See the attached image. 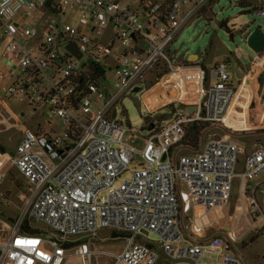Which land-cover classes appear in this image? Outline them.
<instances>
[{
	"label": "built area",
	"instance_id": "2783aa9c",
	"mask_svg": "<svg viewBox=\"0 0 264 264\" xmlns=\"http://www.w3.org/2000/svg\"><path fill=\"white\" fill-rule=\"evenodd\" d=\"M216 1L134 0L129 6L120 0H0L2 78L10 81L7 87L1 81L0 104L9 109L6 100H19L34 115L44 108L50 126L54 118L62 124L60 133L21 124L12 162L27 190L13 226L0 211V264H69L73 256L87 263L97 253L89 240L104 231L125 236L114 264H202V256L213 251L221 253L220 264H246L238 250L249 242L251 212L259 206L256 179L264 174V144L247 154L238 172L244 149L237 142L212 138L194 151L188 138L200 124L210 126L204 137L216 126L233 133L253 129L255 91L243 99L245 106L237 101L247 85L252 88L254 74H244L235 87L227 63H180L171 51ZM251 1L248 12L264 18V0ZM72 10L80 13L79 27L60 22ZM71 45L81 59L68 50ZM107 71L114 72L112 89ZM147 87L142 96L149 116L168 108L172 117L154 116L139 130L118 121L117 105ZM154 89L158 94L151 99L158 106L151 108L146 95ZM189 106L196 110L188 112ZM145 128L143 146L136 147ZM4 166L0 161V184ZM236 179L243 201L226 240L201 241L229 219ZM7 202L0 192V205ZM26 220L50 232L24 233Z\"/></svg>",
	"mask_w": 264,
	"mask_h": 264
},
{
	"label": "rangeland",
	"instance_id": "374dc122",
	"mask_svg": "<svg viewBox=\"0 0 264 264\" xmlns=\"http://www.w3.org/2000/svg\"><path fill=\"white\" fill-rule=\"evenodd\" d=\"M123 4L133 6L134 0H120ZM240 0H217L213 6L212 13L205 17L196 20L194 23L188 25L178 37L177 41L171 46V51L176 53L177 62L183 63L187 61L196 63L198 61V55L201 62L207 68H214L219 63H227L231 68V78L235 87H238L239 80L242 78V74L235 76V72L238 65H242L251 71L252 90L257 92L255 101L258 102V107L255 104L251 110L252 121L255 122V127L245 133H233L225 131L220 126L211 128L208 134L203 137L204 143L212 138L228 137L230 140L237 142L243 149V153L240 156V163L238 172L243 171V162L247 154L252 151L256 146L264 144V123H260L257 119L260 117V113L264 114V101H261V95L264 92V57L260 59L258 55L252 51L247 43L249 35L256 29H261L264 32V18L257 16L255 13H249L250 9H242L239 6ZM80 13L78 10L67 11L66 15L60 18L62 24H70L76 27L80 26L79 22ZM228 22L227 27H222V23ZM111 29L105 31L103 41L107 42V34ZM116 48L123 52V48L120 43H117ZM195 56V58H193ZM113 64V63H112ZM248 73V72H247ZM4 63L0 58V82L6 83L5 87L10 85L8 79L4 80ZM108 85L112 89L114 87L115 76L113 71H107ZM262 78L263 82L260 85L258 79ZM147 88L141 93H134L132 96L126 97L121 103L117 105L118 121L124 125H130L134 129L144 125L150 120L146 118L150 115L148 108L146 107V100L142 96ZM252 90L249 85L245 87L240 93V99L237 104L244 105L243 99H249L252 95ZM155 92L158 94V89L152 90L146 95L153 108L158 104L153 102L151 95ZM0 98L5 99V92L3 90V84L0 83ZM195 97L189 98L192 102ZM6 104L9 109H6L0 104V160L5 162V166L2 170L4 179L0 184V192L7 196L9 202L7 204L0 205L1 212L6 220H9V226H13V220L20 214L23 202L21 197L26 194L27 181L18 171L14 163L16 152L15 147L18 142L21 126L34 127L37 124L42 125V129L47 133H60L62 130L61 121L58 118L53 119L52 126L48 123L51 122V118L48 116L46 109L40 108L34 115L33 109L26 103L19 100H6ZM184 104L179 103L177 108H182ZM245 106V105H244ZM176 110V109H175ZM170 109L162 108L152 116L159 120H167L172 117L173 113H169ZM15 117V119H10ZM257 120V121H256ZM10 121V122H9ZM19 122V123H18ZM13 124V125H12ZM22 124V125H21ZM238 124V123H237ZM238 124V129L248 128V123ZM54 126V127H53ZM148 134L146 129L142 133L138 132V139L134 143L136 147L143 146V139ZM180 153H188V151L181 150ZM256 182L260 183V187L257 189V201L258 208L253 209L252 219L250 224L253 229L250 234L249 242L238 250L239 255L245 261L246 264H264V174L260 175ZM240 179L234 181L231 203L229 207V219L222 224L221 229H211L208 231L206 237L201 241H207L215 236L227 238V227L229 222L234 218L236 209L243 201L240 194ZM7 192V193H6ZM10 194H9V193ZM4 217V218H5ZM183 216L184 225L188 226L189 217ZM7 226L9 230L10 227ZM33 228H38L42 231L50 232L49 228L41 222L33 221L31 223ZM114 232L104 231L98 234V236L89 240L93 248L96 250V255L90 259L89 262L83 263L79 258H74L69 264H114L116 256L120 254L124 248L125 242L123 240H117L114 238ZM255 239L254 242L252 240ZM74 255V251L71 252ZM202 264H220L221 253L219 251L207 252L202 256Z\"/></svg>",
	"mask_w": 264,
	"mask_h": 264
},
{
	"label": "trees",
	"instance_id": "16d2710c",
	"mask_svg": "<svg viewBox=\"0 0 264 264\" xmlns=\"http://www.w3.org/2000/svg\"><path fill=\"white\" fill-rule=\"evenodd\" d=\"M239 6L240 8L242 9H250L252 8L253 6V3L251 0H240L239 2ZM227 23L228 22H224L222 23V27H227ZM172 109V107H170ZM146 120H150V121H154V118L151 117V116H148L146 118ZM161 120H164V119H161ZM210 126L208 124H200V125H195L193 127L190 128L189 130V143L191 145V147L193 148L194 151H198L200 150V147H201V142H202V139L204 137V133L205 131L209 128ZM146 129V128H145ZM33 221L31 220H26L22 226V230L24 233H27V234H31V235H36V234H40L42 233L43 231L38 229V228H33L31 226V223ZM114 235V238L117 239V240H123L125 239V236H119L117 234H113ZM255 239L252 240V242H254Z\"/></svg>",
	"mask_w": 264,
	"mask_h": 264
},
{
	"label": "water",
	"instance_id": "95a60500",
	"mask_svg": "<svg viewBox=\"0 0 264 264\" xmlns=\"http://www.w3.org/2000/svg\"><path fill=\"white\" fill-rule=\"evenodd\" d=\"M249 48L254 51L260 59L264 57V32L261 29H256L250 33L247 40ZM68 50L75 56L77 59H81V55L78 52L77 48L74 45L68 47ZM138 89V88H137ZM138 92V90H136ZM188 112L192 113L196 110L195 106L187 107ZM115 115H113V118ZM154 126H150L149 130L151 131Z\"/></svg>",
	"mask_w": 264,
	"mask_h": 264
},
{
	"label": "crops",
	"instance_id": "0c3cea01",
	"mask_svg": "<svg viewBox=\"0 0 264 264\" xmlns=\"http://www.w3.org/2000/svg\"><path fill=\"white\" fill-rule=\"evenodd\" d=\"M189 58H190V57H188V60H189ZM198 61H200V56H199V55H198ZM198 61H197V62H198ZM197 62H196V63H197ZM236 67H237V69H236V72L234 73L236 77L238 76V74H242V75H243L242 78H245V77H244V74H246L247 72L249 73L248 69L245 68V67L242 66V65H238V66H236ZM231 73H232V72H231ZM258 81L261 82V81H262L261 78H259ZM0 83H1V82H0ZM1 84H2V83H1ZM3 88H4V87H3ZM251 90H252V88H251ZM252 91H253V90H252ZM255 93H257V92H255ZM260 100H261V101H264V92L262 93ZM157 106H158V105H157ZM157 106H156V107H157ZM263 123H264V116H263V119H262V124H263ZM2 157H3V156H0V158H2ZM0 161H2V160H0ZM240 163H242V161H240ZM239 165H240V164H239ZM6 193H7V192H6ZM8 193H9V192H8ZM9 194H10V193H9ZM22 197H23V196H22ZM22 197H21V198H22ZM21 201H22V200H21ZM8 202H9V200H8ZM8 202H7V203H8ZM7 203H6V204H7ZM0 211H1V208H0Z\"/></svg>",
	"mask_w": 264,
	"mask_h": 264
},
{
	"label": "bare ground",
	"instance_id": "6f19581e",
	"mask_svg": "<svg viewBox=\"0 0 264 264\" xmlns=\"http://www.w3.org/2000/svg\"><path fill=\"white\" fill-rule=\"evenodd\" d=\"M193 58H195V56ZM147 101L151 104L150 107L153 108L152 103L148 99H147Z\"/></svg>",
	"mask_w": 264,
	"mask_h": 264
}]
</instances>
